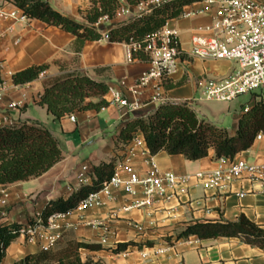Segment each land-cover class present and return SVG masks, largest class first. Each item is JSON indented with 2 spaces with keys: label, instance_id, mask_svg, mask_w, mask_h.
I'll use <instances>...</instances> for the list:
<instances>
[{
  "label": "crops",
  "instance_id": "obj_1",
  "mask_svg": "<svg viewBox=\"0 0 264 264\" xmlns=\"http://www.w3.org/2000/svg\"><path fill=\"white\" fill-rule=\"evenodd\" d=\"M4 1L5 11L15 8ZM46 1L64 16L82 22L78 10L86 9L89 0ZM118 1L120 8L115 17L109 21L103 18L95 25L102 35L110 27L146 13L152 7L149 3L128 6L125 0ZM211 17L212 10L196 2L186 6L180 18L166 23L164 29L173 33L185 57L174 60L164 80L151 81L135 96L127 88L133 86L151 64L136 59L128 61L129 46L102 39L85 42L80 52L75 53L73 37L57 28L28 19L20 23L0 21V78L3 82L0 84V127L38 122L50 132L62 152L61 160L41 176L0 186V225H26L28 220L36 219L47 202L67 198L80 185L89 184L94 166L116 158L114 169L124 180L127 170L138 176L168 172L189 180L174 192L165 189L163 196L153 197L145 207H131L133 202L144 199L140 192L130 196L119 188L112 190L110 198L99 196V204L84 212L53 217L51 221L59 241L67 238L102 246L99 251L80 250L82 260L89 258L101 264H264V250L246 245L238 238L198 240L189 237L174 241L176 231L194 222H235L240 215L264 230V183L242 175L222 189L205 187L204 179L197 180L194 175L217 169L211 150L203 159L187 161L180 155L168 156L163 152L150 156L140 134L123 147L116 144L118 133L127 121L145 117L165 102H186L191 108L197 105L198 115L212 124L223 125L225 119L221 117L229 115V103L206 102L198 95L195 81L202 76L223 78L234 63L201 61L187 55L191 36L206 34L204 29L210 25ZM8 27L13 30L8 32ZM39 65H46L47 69L37 79L23 85L12 84V74ZM75 69L108 86L104 96L108 105L99 111L75 112L72 114L74 122L69 120L70 115L54 120L44 107L36 104L43 82ZM175 84L177 86L170 89L164 87ZM110 91L121 93L129 102L136 101L138 108L129 112L110 105ZM12 104L15 107H11ZM249 107L232 116L231 128L228 132L225 130L229 135L235 134L238 118ZM233 160L264 165V137L255 140L250 149L237 154ZM80 178L85 181L80 183ZM27 229L28 226L10 244L0 264H11L26 254L40 251L35 238L37 231L28 236ZM168 236H172L171 245L164 240ZM129 241L152 242V246L140 251L129 247L126 253L117 255L107 250L116 243Z\"/></svg>",
  "mask_w": 264,
  "mask_h": 264
},
{
  "label": "trees",
  "instance_id": "obj_2",
  "mask_svg": "<svg viewBox=\"0 0 264 264\" xmlns=\"http://www.w3.org/2000/svg\"><path fill=\"white\" fill-rule=\"evenodd\" d=\"M19 10L28 20H36L47 27L57 28L73 37L72 49L79 53L85 42L105 40L108 43L139 45L131 50V60L150 62L143 51L144 41L160 31L168 21L177 20L183 9L198 0H162L151 7L149 12L134 16L127 21L110 27L102 35L95 25L103 18L112 20L120 8L118 0H89L84 10H78L83 21L72 20L53 9L46 0H6ZM147 0H125L128 6H137ZM179 49V47H178ZM182 54L180 58H184ZM47 69L46 65L31 66L11 75L13 85H23L34 81ZM63 72V67H60ZM0 78V84H2ZM177 84L164 85L166 89ZM108 86L75 69L62 73L43 82V90L36 104L44 107L54 120L62 119L75 112L99 111L108 103L104 96ZM140 134L150 156L165 153L180 155L187 161H197L213 151L216 159L233 158L250 149L258 134L264 137V100H254L241 113L234 135L199 117L186 103H161L154 111L142 118L127 121L120 129L116 144L125 146ZM62 158L58 142L50 132L38 122H21L10 127H0V186L27 181L46 173ZM117 159L100 162L93 167L89 184L80 185L67 198H57L45 204L36 219L26 225L5 223L0 225V262L7 248L22 230L46 227L52 216H62L73 212L80 201L91 193L98 192L102 184L112 176ZM195 237L198 240L216 238H238L244 244L264 250V230L240 215L235 222L205 221L194 222L174 233V241ZM168 245L172 236L164 238ZM57 244V243H56ZM60 244V243H59ZM56 245L49 251H38L24 255L11 264H101L89 258L80 257V250L99 251L100 244L69 240L63 246ZM152 242L133 241L116 243L107 248L112 254L126 253L129 247L140 251L149 248Z\"/></svg>",
  "mask_w": 264,
  "mask_h": 264
},
{
  "label": "built area",
  "instance_id": "obj_3",
  "mask_svg": "<svg viewBox=\"0 0 264 264\" xmlns=\"http://www.w3.org/2000/svg\"><path fill=\"white\" fill-rule=\"evenodd\" d=\"M159 2V0H147L137 6L149 3L153 7ZM198 2H202L212 10V17L210 25L204 29L206 34L191 36L187 55L201 61L225 60L234 63V67L223 78L212 79L202 76L195 81V87L200 91L202 98L206 102L230 103L239 95L261 89L264 86V0H198ZM5 5L6 2L0 0V21L11 20L20 23L27 20L16 8L5 11ZM164 27L144 41L143 51L150 59L151 68L143 72L133 86L127 88V91L134 96L139 89L144 88L151 81L164 80L174 60L183 54L178 49L173 33L165 30ZM7 30L11 32L13 29L8 27ZM139 48V45L129 46L128 61H131V50ZM109 104L129 112L138 108L136 101L129 102L121 93L113 91H110ZM11 107L15 105L12 104ZM69 120L74 122L72 115L69 116ZM261 138V134H258L255 140ZM216 162L218 164L216 170L194 175L197 180L204 179L205 187L222 189L242 175L247 176L251 181L264 183V165L247 164L225 158L216 159ZM126 174L127 178L124 180L114 169L112 176L102 184L101 189L87 195L78 203L74 211L84 212L90 206L98 205L99 196L110 198L112 190L119 188H123L130 196L137 191L140 192L144 199L133 202L131 207H145L153 197L163 196L165 189L174 192L189 180L188 177H176L168 172L138 176L127 170ZM84 181V178L79 179L80 183ZM53 217L56 216L48 219L46 227H28L25 232L28 236H32L37 231L35 238L42 251L52 250L58 239L51 221Z\"/></svg>",
  "mask_w": 264,
  "mask_h": 264
},
{
  "label": "rangeland",
  "instance_id": "obj_4",
  "mask_svg": "<svg viewBox=\"0 0 264 264\" xmlns=\"http://www.w3.org/2000/svg\"><path fill=\"white\" fill-rule=\"evenodd\" d=\"M200 94L201 93L199 91L198 95L200 96ZM260 98L264 99V86L261 89H257L255 91H253L252 93L237 96L233 101H231L229 103V107H230V109L228 111L229 115H226V116L223 115L221 117V118L225 119L224 122H223V125L221 126V124H219V123H214V125H216L217 127H220L221 129H224V130H226L228 132L229 129L231 128L232 116L235 115V114H238L243 108H245L247 106L249 107V105H251V103L254 100H258ZM191 109L197 114L199 108H198L197 105H193V108H191ZM198 116L202 117L200 115H198ZM57 241L60 243L59 246H63L64 243L69 241V240L67 238H64V239H62L60 241H59V239H57ZM56 245L54 246L53 249H55L57 247Z\"/></svg>",
  "mask_w": 264,
  "mask_h": 264
}]
</instances>
